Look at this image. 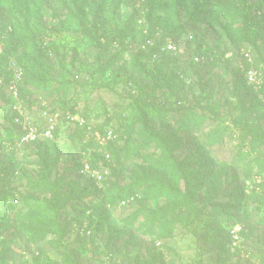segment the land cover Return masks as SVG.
<instances>
[{"label":"rangeland","instance_id":"rangeland-1","mask_svg":"<svg viewBox=\"0 0 264 264\" xmlns=\"http://www.w3.org/2000/svg\"><path fill=\"white\" fill-rule=\"evenodd\" d=\"M154 1L158 9L149 17L148 0H16L20 12L13 10L12 0H0L1 30L17 24L24 36L25 28L47 27L44 42L53 48L47 56L53 81L44 95L56 105L60 99L72 101L77 111L73 119L62 122L57 139L22 146L13 159L8 154L0 156V195L19 199L18 206L6 215L0 210V241L7 238L8 242L0 253V264H74L66 252L75 264H264V145L254 139L257 135L264 140L263 110L256 109L251 119L244 120L245 131L235 125L233 120L238 119L243 104L256 101L257 95L238 73L237 60L226 58L239 48H251L239 40L241 15L234 9L236 0ZM100 3L103 9L97 13ZM78 14L84 17V25ZM253 16L264 52V13ZM150 21L155 24L157 41L176 30L174 38L189 53L201 41L223 55L194 64L180 59L186 72L182 80L167 79L170 88L165 82L159 86L158 93L165 94L166 106L171 108L160 117L150 115L138 99L141 90L150 92L156 85L154 77L164 58V53L149 58L150 53L142 50ZM92 23L108 39L115 29L128 26L132 34L125 50L119 51L115 43L98 44ZM30 89L35 96L40 93ZM176 97L187 100L186 107L209 104L217 111L201 127L182 122L181 113H175L181 107ZM197 100L203 102L197 105ZM15 106L6 94L0 96V140L13 131L10 119ZM45 116L49 119L51 114ZM72 120L87 126L89 136L103 147L98 155L105 154L109 165L99 161L92 169L90 160L97 156L73 139L76 124ZM212 131L220 141L209 145L207 134ZM128 138L131 149L157 159L165 153V142L169 143L173 157L192 177L200 175L202 180L190 182L189 189L177 164L159 169L156 161L137 154L126 159L124 152L119 157L112 153L109 141L117 139L116 145L123 146ZM81 164L82 169L88 164L89 170H79ZM148 175L160 176L174 191L146 198L142 189L140 200L117 203L114 198L121 189L115 186L82 201L76 197L75 185H69L74 181L104 189L107 180L123 186ZM42 179L58 183L61 201L55 203L50 192L37 186ZM217 192L219 199L213 201ZM104 194L106 204L99 201ZM141 204L149 211L133 221ZM165 204L173 211L164 219L173 222L171 236L162 235L160 220L152 219V211ZM211 204L231 206L233 218L206 216L201 210ZM90 214L98 218L93 227ZM55 220L60 222L63 237H34L38 221ZM234 220L238 222L232 226ZM237 227L235 238L231 231Z\"/></svg>","mask_w":264,"mask_h":264},{"label":"trees","instance_id":"trees-1","mask_svg":"<svg viewBox=\"0 0 264 264\" xmlns=\"http://www.w3.org/2000/svg\"><path fill=\"white\" fill-rule=\"evenodd\" d=\"M102 2L104 0H101ZM13 2V10L16 12H20L22 9L21 7L16 3V0H12ZM148 5L150 7V10L148 12L149 17L154 13L158 7L155 4L154 0H148ZM102 3H100V7L97 8V13H101ZM142 6V5H140ZM240 7V8H238ZM235 10H238L240 12L241 18H240V31H239V40L243 44L251 47V48H239L236 50V52H233L232 54L228 55L227 61H235L237 60V69L238 73L243 78L245 84L249 86L252 91L257 95L256 101H253L252 103H249L248 106L246 104H243L242 106V112L238 116V119L235 118L233 121L235 122V125L241 127L244 130L243 122L244 120L251 119V113L257 110H263L262 116H264V82L260 85V87L255 88L252 85H249L244 77V68H248L250 66H253L255 68H258L264 76V52L262 50V44L258 40V34H259V24L256 22L255 17L253 16V13L257 15L258 17L264 13V0H236V4L234 7ZM77 18L79 19V23L84 25L85 23L84 17L82 15H77ZM89 25V23H88ZM94 26L93 28L96 30L94 37L97 39V43L99 42L101 44H104L106 42H109L113 46V43H115L116 48H120L119 51L125 50L126 46L128 45L126 43L127 38L131 36L132 32L128 28V26L123 28H117L113 31V35L111 38H106L104 34H98L97 29L95 28V23L91 24ZM18 26L17 24L7 25L6 28L3 30L0 29V43L3 46V50L0 54V77H2L6 82L9 81L13 77V72L11 69H9V64L11 60H15L19 65L22 66L24 70V76L22 83L20 85V101L23 103V107L25 110H27L28 115L32 118V122L38 126L39 130H43L47 124V117L43 114L45 111L47 114L55 113V111H61L62 113L59 114V122L58 126L54 130V137L52 139H45V138H38V140L32 142V143H26L21 144L17 146L16 142L20 139L22 134L21 127L15 122V118L17 116L16 110L14 111L13 115L11 116V123L13 124V131L11 132L10 136H8L6 139L0 140V156L1 155H9L10 159H13L15 156L16 151L21 148L22 146H29V145H39L41 142L46 140H55L58 138L60 127L63 121H69L73 119V116L77 114V111L75 110V104L73 102H68L66 100L60 99V104L57 106L54 102L49 101L45 95L44 92L47 91L48 87L50 86L51 82L53 81L51 68L52 65L48 62L47 56L52 54L53 51L51 50L50 46H47L46 42H44V39L46 36L49 35V30L46 26L41 27L40 29L33 30L31 28H25L24 36H21L22 34H19L18 32ZM155 24L153 21H150V24L146 31L148 35H143V51L149 52L151 58L152 56L157 57L160 53H164V58L159 63L157 75L154 77V81L156 85H153L150 89V92H147L146 90H141L139 100L142 101L145 108L147 109L148 113L152 116L160 117L162 116V113L165 110H170V107L166 106V101L164 100V93L160 92L161 85L165 82L168 84L169 81L167 79L173 80V82H180L183 78V75H185V68L182 67L178 62L180 59L184 58V60H189L190 64L197 63L194 60L195 56H199L201 60L211 59L212 57H216V59H220V57H223V55L216 54L212 48H206V46L203 44V42L198 41V48L193 53H189L187 48L184 49L183 53H171L167 52L164 49L161 50V46L164 45V41L166 37H172L174 41L178 44V46L181 47L180 42H178L174 36L176 34V30L168 31L165 36L160 37L157 41V37L154 34ZM5 31V33H4ZM107 39V41H106ZM152 41L151 44L148 43V41ZM22 47L23 50L21 52H18V48ZM53 49V48H52ZM249 50L253 54V60L251 62H248L244 59V55L242 53V50ZM104 51V50H103ZM202 62V61H201ZM165 70V71H164ZM169 86V84H168ZM36 89L40 91V93L35 96V93L30 88ZM170 88V86H169ZM167 89V87H166ZM7 95V98L9 101L12 102V105L17 104L18 100H16L12 94L9 92L8 88L6 86L0 87V96ZM157 95V96H156ZM172 95V94H171ZM176 96V94H174ZM172 95V96H174ZM156 96V98H155ZM159 100V103L157 101ZM186 102L184 98H177L176 97V103L181 106L178 107V110L175 113H181V121L187 122L190 124H194L197 127H201L202 124L207 120L208 117H210L211 114L215 113L217 110L215 107L210 106L209 104H206L200 108V112L196 107L190 106L191 103L188 104L186 107ZM202 100H197V105L201 104ZM198 107V106H197ZM38 110V111H37ZM58 113V112H56ZM41 115V118H37L36 115ZM190 114V116L188 115ZM74 122V120H72ZM76 124V128L74 131V137L73 139H79L81 142V145L83 144V147L85 149L91 148L93 149V156H97V160L92 161L90 160V164L92 169L97 167V163L99 161H103L105 165H109L108 159H106L105 154H99V150H101L103 147L100 144L98 140H96L94 137L89 136V132L87 129V126H82L78 122H74ZM190 126L187 128L189 129ZM102 131V130H101ZM104 131V130H103ZM132 131H129L128 134H131ZM208 137V143L209 145H214L217 142L220 141L219 135L216 131L209 132L207 134ZM254 139L256 142L259 139L263 145L264 140L261 139V137L257 135H254ZM116 140L109 141L108 147H111L112 153L116 154V156L119 157L120 152H124L125 157L124 158H130L133 154H137L138 156H141L143 159L147 160H153L156 161L158 168L162 169L165 167H174L175 164L178 165V168L181 169L183 172L184 178L186 181L189 182V189L192 182L195 183L197 180H202V176H194L190 175L185 169L183 163L179 161L177 158L173 157V152L171 147L169 146V143L165 142V153L162 154L161 158L157 159L154 157V154L150 153H141V150H133L130 147L131 141L129 138L125 141V144L123 146H117ZM239 149L241 152L242 147ZM79 163V159H75ZM120 159L118 160V162ZM82 164L79 166V170L82 169ZM177 167V166H176ZM83 170V169H82ZM191 182V183H190ZM38 187L45 188V191L50 192L52 200L57 203L58 201H61L63 198V194L59 192V188H57L58 183H55L53 181H50L48 179H42L39 180ZM109 183V184H108ZM75 185L76 190V197L79 200H84L85 198H91L94 194H97L98 191H106L111 189L112 187H118L120 188V194L115 197V201L118 203L122 199H128V198H135L136 201L140 200L142 195L141 191L142 189H145L146 194L144 197L146 198H157L161 195H169L170 192L174 191V188L167 182H164L160 176H153L148 175L145 177H138L134 181L130 182L127 185L120 186L119 182L116 180H107L104 181L105 188L101 189L99 186H96L94 184H85V185H77L74 181L70 182L71 185ZM198 186V184H196ZM100 191V192H101ZM187 197H191V195L187 194ZM218 192L214 193L212 200L219 199ZM0 210L2 213L6 215V213L11 212V208H14L18 206L19 199L16 196L8 197L5 194L0 195ZM16 201V202H15ZM100 203L106 204V194L103 195V200ZM233 201V200H228ZM6 202H9V205H5ZM100 203H97L100 205ZM97 205V206H98ZM172 206L165 204L162 205L160 208L155 209L152 211L153 217L152 219H158L160 220V226H162L161 233L162 235H172V221L164 220L168 215H171L173 211L171 210ZM87 211V210H86ZM149 211V208L146 205L141 204L139 209L136 213L133 214L132 219L135 221L137 218H139L141 215L144 214V212ZM206 216L211 217L213 219H218L217 217H226V218H233V215L231 213V206L228 205H220V204H211L204 206L201 210ZM86 214V213H85ZM94 215L96 214H90L87 217L91 220V226H95V222L98 220L95 219ZM100 216V215H99ZM51 221H38L36 226L33 227V234L36 238H46L48 235H61L63 237L64 232L61 229L60 222L58 220H55L53 223H50ZM238 221L234 220L231 222V225L234 226ZM7 239V238H5ZM0 241V253L2 249L8 245V242L6 240ZM66 257L71 260L74 264V260L72 259V256L66 252ZM2 262V261H1Z\"/></svg>","mask_w":264,"mask_h":264},{"label":"built area","instance_id":"built-area-1","mask_svg":"<svg viewBox=\"0 0 264 264\" xmlns=\"http://www.w3.org/2000/svg\"><path fill=\"white\" fill-rule=\"evenodd\" d=\"M151 42L152 41L150 40L148 41L149 44H151ZM163 49L171 53L184 52V48L178 46V44L169 36L165 38ZM2 50H3V46L0 43V54ZM242 53L246 61L251 62L253 60L252 53L249 50L243 49ZM194 60L196 62H199L201 58L199 56H195ZM9 69L12 70L13 77L7 82L2 77H0V87L6 86L9 92L12 94V96L16 100H18V103L15 106V110L17 112L15 122L21 127L22 134L20 139L16 142L17 146L26 143H32L38 140V138L40 137L45 139H52L54 137V130L58 126L57 119L59 118V113L51 114V117L47 119V124L45 128L40 131L38 126H36L32 122V118L29 115H27L23 107V103L20 101V85L23 80L24 70L22 66L19 65L15 60L10 61ZM243 70H244L245 80L249 85L258 88L264 82L263 73L258 68L250 66L248 68L243 67ZM46 114L47 112L45 111L44 115ZM88 170H89V165L85 164L82 171H88ZM239 229L240 227H237L231 231L233 237L237 238V231Z\"/></svg>","mask_w":264,"mask_h":264}]
</instances>
